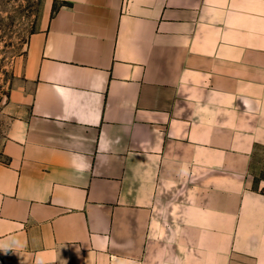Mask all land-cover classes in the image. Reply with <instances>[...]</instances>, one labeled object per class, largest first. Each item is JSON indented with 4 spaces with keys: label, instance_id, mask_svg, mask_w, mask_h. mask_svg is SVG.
<instances>
[{
    "label": "crops",
    "instance_id": "crops-1",
    "mask_svg": "<svg viewBox=\"0 0 264 264\" xmlns=\"http://www.w3.org/2000/svg\"><path fill=\"white\" fill-rule=\"evenodd\" d=\"M59 1L10 94L0 264H264V0Z\"/></svg>",
    "mask_w": 264,
    "mask_h": 264
},
{
    "label": "rangeland",
    "instance_id": "rangeland-1",
    "mask_svg": "<svg viewBox=\"0 0 264 264\" xmlns=\"http://www.w3.org/2000/svg\"><path fill=\"white\" fill-rule=\"evenodd\" d=\"M60 5L59 0H0V151L13 118L8 104L16 68L32 34L45 27Z\"/></svg>",
    "mask_w": 264,
    "mask_h": 264
}]
</instances>
